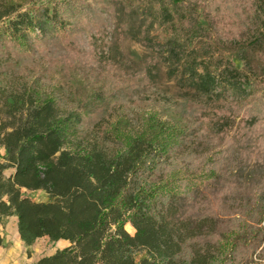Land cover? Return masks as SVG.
Here are the masks:
<instances>
[{"label":"trees","instance_id":"obj_1","mask_svg":"<svg viewBox=\"0 0 264 264\" xmlns=\"http://www.w3.org/2000/svg\"><path fill=\"white\" fill-rule=\"evenodd\" d=\"M90 1L113 10L121 40L155 54L136 63L140 82L88 71L78 56L36 66L68 84L73 107L64 110L21 58L98 32V16L88 0H0V219L16 218L25 246L67 244L35 264H262L264 0ZM161 67L193 95L141 113L133 130L119 93L150 89ZM103 111L102 136L81 145L78 126ZM241 168L256 180L241 183ZM222 179L195 201L198 187ZM180 201L192 205L181 210Z\"/></svg>","mask_w":264,"mask_h":264},{"label":"rangeland","instance_id":"obj_2","mask_svg":"<svg viewBox=\"0 0 264 264\" xmlns=\"http://www.w3.org/2000/svg\"><path fill=\"white\" fill-rule=\"evenodd\" d=\"M88 4L93 14L99 18V28H90L88 32L74 38H61L58 41L50 42L46 49L21 58L20 67L32 72L35 81L46 95L52 96L55 101L64 110H71L73 107L71 98V89L65 81L56 82L47 75H41L36 72V66L40 64L52 65L54 60L63 58L68 66L73 57H80L86 65L88 71H97L102 75H109L113 78H124L128 73H132L136 63L145 56L155 54L150 48H145L135 41L121 40L114 30L115 18L113 10L103 3H93L88 0ZM199 25L206 28L203 18L199 17ZM223 58L229 61L239 70H243V62L239 60L238 55L233 52H223ZM67 66V68H68ZM40 67V66H39ZM36 70V71H35ZM131 71V72H130ZM158 78L155 84L148 90L141 89L132 94L119 93L121 104L126 110L130 120L131 128L137 130L140 126V114L149 111H159L161 108L172 109L178 104L185 102L186 94L193 95L188 89L180 88L178 85L179 77L169 79L165 76V69L160 68ZM134 82H140L142 77L137 73H132ZM260 90L259 93H263ZM7 120L5 114L2 115ZM110 120L108 112L98 113L93 119L83 122L78 126L79 143L85 145L94 138H99L105 128V124ZM5 152L0 147V161L2 162ZM236 179L241 183L255 181L256 175H253L248 168H241L234 173ZM226 179L218 182L204 184L198 187L195 194V201H205L216 189L223 185ZM22 196L35 202H47L48 198L42 191H21ZM205 198V199H204ZM206 202V201H205ZM181 210H187L192 202H179ZM16 229V220L14 216L3 217L0 219V235L7 239L10 247L0 246V264H34L38 259L45 255H51L57 249L62 247L52 244L47 238L37 240L32 246H25L17 243L14 236ZM258 262V259H256ZM264 264V260L261 261Z\"/></svg>","mask_w":264,"mask_h":264},{"label":"crops","instance_id":"obj_3","mask_svg":"<svg viewBox=\"0 0 264 264\" xmlns=\"http://www.w3.org/2000/svg\"><path fill=\"white\" fill-rule=\"evenodd\" d=\"M15 220H16V218H15ZM14 236H15V238H16V242L17 243H21V244H23V242H21L20 241V239L18 238V235H17V230L15 229V234H14ZM0 237H1V240H2V247H4V248H7V247H10V246H8V244H7V239L5 238V237H3V235H0ZM52 243V242H51ZM52 244H54V245H60L62 248L63 247H65V246H67V244L66 243H63V242H56V243H52ZM0 261H2V260H0ZM37 262V261H36ZM35 262V263H36ZM34 263V264H35Z\"/></svg>","mask_w":264,"mask_h":264},{"label":"bare ground","instance_id":"obj_4","mask_svg":"<svg viewBox=\"0 0 264 264\" xmlns=\"http://www.w3.org/2000/svg\"><path fill=\"white\" fill-rule=\"evenodd\" d=\"M125 230H126L128 233H130V234L133 233V229H132V227H131L129 224H126V225H125Z\"/></svg>","mask_w":264,"mask_h":264}]
</instances>
